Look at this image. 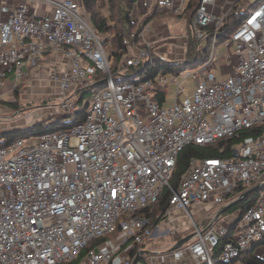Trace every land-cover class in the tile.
<instances>
[{
	"label": "built area",
	"instance_id": "1",
	"mask_svg": "<svg viewBox=\"0 0 264 264\" xmlns=\"http://www.w3.org/2000/svg\"><path fill=\"white\" fill-rule=\"evenodd\" d=\"M8 1L0 0V7ZM190 1L136 0L137 30L124 40L127 49L115 73L114 36L97 31L84 0H19L0 21V99L8 75H15L13 93L37 77L54 83L63 98L57 106L63 115L51 112L48 121L69 122L83 97L74 102L73 96L97 83V71L105 80L82 119L0 147V264H244L245 252L254 247L262 252L264 188L247 208L232 206L225 219L217 215L264 183V133L234 145L231 156L193 158L178 188L171 180L186 146H205L264 124V0L246 8L247 15L224 39L229 53L222 58L216 48L221 28L243 0H200L191 23L200 49L212 37L210 52L201 69L176 73L175 80L179 75L197 80L193 95L182 98L186 88L178 80L176 98L168 104L155 98L157 85L167 92L168 78L153 70L155 59L163 57L157 47L177 38L151 36L147 21L157 9L182 15ZM33 3L50 11L36 14ZM188 40L186 32L181 54L172 60L185 58ZM224 57L228 63L218 65ZM133 67L139 71L117 80ZM218 67L226 77L216 75ZM167 188L168 206L152 216ZM146 209L149 214H136ZM179 212L188 224L171 219ZM191 233L196 235L170 251ZM166 236L175 239L168 250L150 248L152 239Z\"/></svg>",
	"mask_w": 264,
	"mask_h": 264
},
{
	"label": "trees",
	"instance_id": "2",
	"mask_svg": "<svg viewBox=\"0 0 264 264\" xmlns=\"http://www.w3.org/2000/svg\"><path fill=\"white\" fill-rule=\"evenodd\" d=\"M136 0H109V9L110 16L102 15L99 6L98 0H84V8L86 12L90 15V21L93 26L97 29V31L103 35L111 34L114 36V41L116 45V49L113 53L114 63L112 67V72H117L121 62V51L127 49V45L124 40L126 38H130L131 34L137 30V23L134 22L132 18V10ZM263 0H246L244 1L245 6L242 2L235 3L232 11L228 14L223 27L221 28L219 39L220 41L224 40L242 21V19L247 15L249 9L247 7H253L255 4L261 2ZM200 0H191L186 12L182 15H174L175 17H181L187 19V35L189 37L187 48H186V56L181 61L168 60L161 56H158L155 59V68L153 70V74L155 72H159L160 68H164L166 71H173L175 73H179L181 70L187 68V66H194L199 62H203L209 55L210 46L212 37L208 38L207 45L200 49L199 41L194 36V27L192 26V19L194 13L199 5ZM246 2V3H245ZM249 3V4H248ZM159 11L158 9L153 13V15L148 19L149 22L152 18L157 16ZM169 13H167L168 15ZM133 39L132 41H135ZM139 68H129L126 70L123 76L118 77L117 80H126L132 73H137ZM165 72V71H164ZM97 83L90 89L82 90L81 92L88 93L92 95V93L101 88L105 84L104 74L100 71L96 73ZM22 85L17 87L14 91L16 95V101L14 104L17 105V109L26 110L29 109L32 105L21 104L19 101L20 96V88ZM157 89L159 94L155 96L158 100L163 102L166 100V89L164 86L157 85ZM84 96L81 101H83ZM16 105H13L14 107ZM15 108V109H16ZM84 115V110L76 107V112L69 122L65 120H59L56 123H51V121L39 120L25 128H14L12 130L2 132L0 136V147L10 144L18 137L28 136L31 134H41L47 131L58 130L61 128L69 127L79 119H82ZM264 133V124H258L250 128H245L236 136L233 137H225L218 140L215 143L208 144L205 146L201 145H193L190 144L186 146L183 151L179 154L176 169L171 180V186L173 188H178L183 175L188 171L190 167L191 160L193 158H204V157H223V156H231L232 155V147L241 141L245 140L248 137L257 138ZM224 149V151H222ZM172 192L170 189H166V191L161 196L160 200L154 206V211L152 216L168 206L170 197ZM259 196V192H254L248 198L241 200L235 206L231 208V210L235 208H247L251 204L255 202L257 197ZM150 209L142 210L136 213L137 215L149 214ZM107 238H103L100 240L93 241L83 252V255L86 254L90 249L95 248L99 243L103 242ZM179 239V238H178ZM226 238H223L218 247L214 250V257L217 258L222 251ZM146 243L139 245V247H145ZM242 261L244 264H264V257L255 253V247L245 252L242 257ZM78 262H73L76 264Z\"/></svg>",
	"mask_w": 264,
	"mask_h": 264
},
{
	"label": "rangeland",
	"instance_id": "3",
	"mask_svg": "<svg viewBox=\"0 0 264 264\" xmlns=\"http://www.w3.org/2000/svg\"><path fill=\"white\" fill-rule=\"evenodd\" d=\"M222 1H225V0H222ZM222 1H220V2H222ZM244 1H246V0L241 1L242 4H244ZM98 6H99V10H100L102 15L110 16L109 0H98ZM245 6H247V5H245ZM168 16H171V13ZM169 19H170L169 20L170 34H172V36L177 38V44L176 45L181 47L180 38L187 32V19L181 18V17H175V16H174V18H169ZM168 44H170V43H168ZM173 45H175V44H173ZM164 46H165V44L160 45L159 47H164ZM216 48H217V58L218 57L222 58L223 56H226L229 53L227 48L225 47L224 40L220 41L217 44ZM163 57L165 59L172 60V59L168 58L169 56H167L165 54H163ZM202 63L203 62H199L198 64H196L194 66H187V68L182 70V71L194 73V72H196V70H199L202 68ZM226 63H228V60H227V58L224 57L218 65H222V64H226ZM164 71H165L166 77L168 78L167 92L165 95L168 104L172 103L176 98V92H177L176 81H178V80L179 81L182 80V86L186 88L185 93L181 94L182 98L193 95V93L195 91V83L197 81V80H195L194 77H189L187 79H184L181 75H179L178 79L175 80L176 73L173 71H170V70L166 71L164 68L159 69L158 75L163 73ZM215 73H216V75H218L220 77H226L227 76V74L223 73L219 67L215 70ZM42 87H44V86H42ZM42 87H41V89H43ZM82 95L84 96V99L82 102L76 104V107L81 108V109H85L87 107L88 103L92 102L91 95H89L88 93L80 92L79 94H75L73 96V98H74L73 101L75 102V100L79 99V97ZM11 98H12L11 100L9 99L7 101H4L5 99H0V105L8 107V108L0 109V123H2L1 129L4 126L5 127L7 126L3 130L0 129L1 131H8V130H11L14 128L23 127L24 125H22V126H19V125L25 124V120H26V118H28L27 116H29V115L32 118H35L36 120H40L43 118L46 121L49 120V116H50L51 112H54V114L57 118H61V116L63 115L60 111L57 110V106L60 103H62V101H63V98L59 95H51L49 98L48 97H40L39 100L32 101V102H26L27 106L32 105L29 109H26V110H20V109L18 110L16 108L17 105L14 104L16 101V95L15 94ZM48 103H49V106H46ZM13 105H16V106L14 107ZM54 105H56V108L54 107ZM6 110H8V111H6ZM235 209H233V210H235ZM195 210H197V206H193V211H195ZM229 213L224 214L222 216V218L225 219L229 215ZM182 216H183V214L181 212H179L175 216H172L171 219L176 218L177 219L176 224H179L182 222L188 224L189 221L184 220V218H182ZM119 233H120V231H117L114 234L112 233V234L108 235V240L112 241L115 238V236L118 235ZM174 240L175 239L172 236H166V237H163L161 239L154 238V239H152V242H154L153 243L154 245L151 246L150 242H149V246H150V248H154V249L155 248H161L162 250H164V249L168 250V247L171 246V244L173 243ZM261 250H262L261 254H264V245H261ZM237 264H239V262Z\"/></svg>",
	"mask_w": 264,
	"mask_h": 264
},
{
	"label": "crops",
	"instance_id": "4",
	"mask_svg": "<svg viewBox=\"0 0 264 264\" xmlns=\"http://www.w3.org/2000/svg\"><path fill=\"white\" fill-rule=\"evenodd\" d=\"M18 3H19V0H9L6 4L3 5V7H0V21L5 20L10 15L12 8H14ZM31 11L35 12L36 14H45L50 11V8L44 4L33 3L31 5ZM157 14H158L157 16H155L148 22L151 25H153L151 36L155 34L158 35L161 33H164L165 35H169L170 34V26H169L170 19L169 18H174V15L168 16L170 15V13L167 15V13H164L163 11H159ZM176 44H177V40L174 42H171L168 40V42L165 44L164 47H159L160 45H164V44H160L157 48L161 52V55L165 54L169 56L168 58L175 59L177 58V56L179 57V55L181 54L180 52H182V47ZM14 76L15 75L10 74L5 79V83L3 87V92H4L3 99H5L4 101H7L9 99L11 100L12 99L11 97L14 95V93L11 91L12 82L15 80ZM41 87L43 89H41ZM56 87L57 86L54 83L41 82V79L37 77L34 78L32 76L31 79H28L26 80V82H23L22 87L20 88L19 99L21 101V104H24V103L26 104V102H32V101L39 100L40 97L49 98L51 95H56V91L58 90ZM46 106H49V103ZM0 107H1L0 109L8 108L7 106H2V105H0ZM27 117L28 118H26L25 124H21L19 126L29 125L35 119V118H32L30 115ZM1 125L2 123H0V129H1ZM6 127L5 126L2 127L1 130H3ZM198 208L199 206H197V209ZM200 216L201 214H197V217H200ZM258 254L263 256L261 252H259Z\"/></svg>",
	"mask_w": 264,
	"mask_h": 264
},
{
	"label": "water",
	"instance_id": "5",
	"mask_svg": "<svg viewBox=\"0 0 264 264\" xmlns=\"http://www.w3.org/2000/svg\"><path fill=\"white\" fill-rule=\"evenodd\" d=\"M11 130H12V129H11ZM263 188H264V183H263V184H258V185H256V186H254V187L248 189L246 192L243 193V195H242L239 199H237V200H235V201L229 203V204L226 205V206H223V207L219 210L217 216H220V215L224 214V213H225L227 210H229L232 206L236 205V204H237L238 202H240L241 200L247 198V197H248L249 195H251L252 193H254V192H256V191H260V190H262ZM195 235H196V233H191V234H189V235H187V236H184V237L180 238V239L177 240V242H176V243L170 248V251L175 250V249L181 247V246L184 245L186 242H188L189 240H191ZM135 262H136V261H135ZM135 262H134V264H135Z\"/></svg>",
	"mask_w": 264,
	"mask_h": 264
}]
</instances>
